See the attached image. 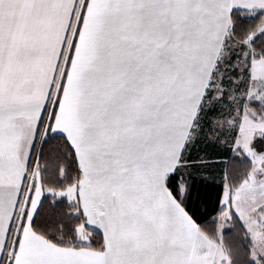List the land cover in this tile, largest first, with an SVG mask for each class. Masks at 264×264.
<instances>
[{
	"label": "snow or ice",
	"instance_id": "obj_1",
	"mask_svg": "<svg viewBox=\"0 0 264 264\" xmlns=\"http://www.w3.org/2000/svg\"><path fill=\"white\" fill-rule=\"evenodd\" d=\"M0 264H264V0H0Z\"/></svg>",
	"mask_w": 264,
	"mask_h": 264
}]
</instances>
